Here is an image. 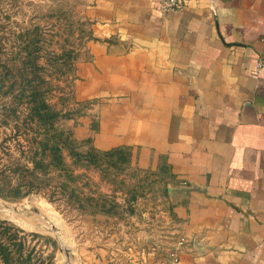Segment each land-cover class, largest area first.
I'll return each mask as SVG.
<instances>
[{"label":"crops","instance_id":"crops-1","mask_svg":"<svg viewBox=\"0 0 264 264\" xmlns=\"http://www.w3.org/2000/svg\"><path fill=\"white\" fill-rule=\"evenodd\" d=\"M85 12L74 93L95 107L91 144L163 159L184 237L177 261L121 264H264V0H90ZM107 253L90 244L81 263L118 264Z\"/></svg>","mask_w":264,"mask_h":264},{"label":"rangeland","instance_id":"rangeland-1","mask_svg":"<svg viewBox=\"0 0 264 264\" xmlns=\"http://www.w3.org/2000/svg\"><path fill=\"white\" fill-rule=\"evenodd\" d=\"M89 4L0 0V67L10 69H0L9 90L0 91V222L54 264H82L90 244L118 264L170 256L184 237L166 162L132 147L94 148L95 107L75 98Z\"/></svg>","mask_w":264,"mask_h":264},{"label":"trees","instance_id":"trees-1","mask_svg":"<svg viewBox=\"0 0 264 264\" xmlns=\"http://www.w3.org/2000/svg\"><path fill=\"white\" fill-rule=\"evenodd\" d=\"M0 69L10 71L9 68L1 66ZM4 79L0 77V91L5 87ZM11 88L14 84H11ZM8 92L9 90H4ZM33 166H36L37 161L32 160ZM33 168V167H32ZM33 237H40L37 233H32ZM23 237V236H22ZM19 237V229L5 222H0V263L2 264H35L36 262H44L45 264H54L52 254L41 258L36 252L35 245L26 248L25 242Z\"/></svg>","mask_w":264,"mask_h":264},{"label":"built area","instance_id":"built-area-1","mask_svg":"<svg viewBox=\"0 0 264 264\" xmlns=\"http://www.w3.org/2000/svg\"><path fill=\"white\" fill-rule=\"evenodd\" d=\"M159 2L160 8L162 10H180L183 8L186 0H157ZM260 65V63H259ZM170 257L173 261H177V254L175 252H170Z\"/></svg>","mask_w":264,"mask_h":264}]
</instances>
